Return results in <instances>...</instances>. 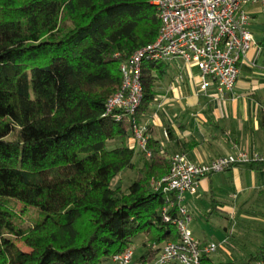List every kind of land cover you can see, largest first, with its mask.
I'll use <instances>...</instances> for the list:
<instances>
[{
  "label": "trees",
  "instance_id": "obj_1",
  "mask_svg": "<svg viewBox=\"0 0 264 264\" xmlns=\"http://www.w3.org/2000/svg\"><path fill=\"white\" fill-rule=\"evenodd\" d=\"M160 28L152 0H0V264H107L142 236L136 262L149 264L156 247L178 241L163 219L167 196L152 183L168 175L170 158L150 137L138 179L126 191L112 187L123 171L137 170L136 149L128 146L132 121L105 117L122 63L155 43ZM168 72V63L143 65L136 119L150 136L144 116ZM6 199L45 217L23 229ZM263 257L262 250L245 262L210 256L202 264Z\"/></svg>",
  "mask_w": 264,
  "mask_h": 264
},
{
  "label": "built area",
  "instance_id": "obj_2",
  "mask_svg": "<svg viewBox=\"0 0 264 264\" xmlns=\"http://www.w3.org/2000/svg\"><path fill=\"white\" fill-rule=\"evenodd\" d=\"M161 22L155 43L138 50L121 65L122 83L106 104L105 117L132 121V140L145 153L150 139L148 126L138 123L136 115L144 100L142 81L145 62L169 63L180 60L200 71L199 92L214 100H223L237 84L239 67L254 44L249 29V7H260L264 0H152ZM182 80V75L179 76ZM264 164V154L239 151L210 163H195L185 153L170 157L168 175L153 181L155 191L167 196L163 219L173 223L178 241L156 247L149 264H202L218 250H225L229 240L202 242L190 227L192 216L186 197L195 194L201 181L244 164ZM178 205V208L176 207ZM177 209L173 219L171 211ZM116 264H138L134 247L113 258ZM255 264H264V257Z\"/></svg>",
  "mask_w": 264,
  "mask_h": 264
},
{
  "label": "crops",
  "instance_id": "obj_3",
  "mask_svg": "<svg viewBox=\"0 0 264 264\" xmlns=\"http://www.w3.org/2000/svg\"><path fill=\"white\" fill-rule=\"evenodd\" d=\"M248 12L254 44L239 67L232 93L218 101L199 92L200 71L180 60L169 62V72L173 71L157 83L156 101L143 121L168 158L185 153L195 163H210L239 151L264 154V14L257 6ZM128 146L136 149V163L141 151L132 138ZM186 205L194 236V225L208 226L211 216L225 214L228 225L222 241L228 239L231 249L253 245L260 246L255 253L264 251V219L253 226L244 216L256 208L264 214V168L244 164L203 179L197 192L186 197ZM142 237L135 241L136 251L141 244L143 248Z\"/></svg>",
  "mask_w": 264,
  "mask_h": 264
},
{
  "label": "rangeland",
  "instance_id": "obj_4",
  "mask_svg": "<svg viewBox=\"0 0 264 264\" xmlns=\"http://www.w3.org/2000/svg\"><path fill=\"white\" fill-rule=\"evenodd\" d=\"M172 69H170V72L173 71ZM175 72H178V70H176ZM116 145H117V142H113L112 144L109 145V149L110 150L114 149ZM143 162H144V154L141 151V154H139V156H137V159H136L137 170L136 171H131V170L123 171L116 179L113 180L112 187L121 188L122 190L126 191L129 188V186L132 184V182L138 179L139 171L141 167L143 166ZM152 183H153V180H152ZM6 202H8V204L11 207H13L19 214H21L22 221L19 223L23 229H27V227L30 226L32 222L36 223V222L42 221L45 217V215L40 210L36 208H32V207L24 208V206L16 200L6 199ZM256 209L257 210H253L251 211V213H248V215H244L248 217V219H246L247 223H249L250 225L252 223L253 226L255 225L253 223H256L257 225L258 220L264 219L263 212L261 211L259 212L258 208ZM227 225H228V221H227L226 215L221 214L220 216L218 215L211 216L210 220L208 221V226H202L199 224V225H194L193 228L195 230V236L197 238L207 239L208 242L218 243V242H222V239L224 237V227H226ZM142 238H143L142 241H144L145 237L143 236ZM17 245L22 251L30 252V249L21 240L17 241ZM259 248L260 246L259 247L255 246L253 248V245H252V247H249L246 249H241L240 247H235L231 249V247L226 246L225 250H218L211 257L218 263H222V262L226 263V262H230L231 260L245 262V260L249 259L250 256L253 253H255V250H258ZM237 251L239 253H237ZM142 252H143V248L141 244L138 247L137 251L135 250L136 260L140 258V256L142 255ZM107 264H116V263L109 262Z\"/></svg>",
  "mask_w": 264,
  "mask_h": 264
}]
</instances>
